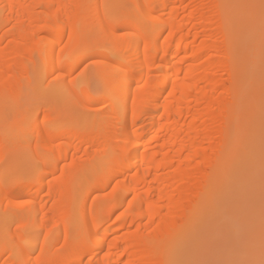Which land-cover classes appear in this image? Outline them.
I'll use <instances>...</instances> for the list:
<instances>
[{"label": "bare ground", "instance_id": "1", "mask_svg": "<svg viewBox=\"0 0 264 264\" xmlns=\"http://www.w3.org/2000/svg\"><path fill=\"white\" fill-rule=\"evenodd\" d=\"M261 3L0 0V264H260Z\"/></svg>", "mask_w": 264, "mask_h": 264}, {"label": "rangeland", "instance_id": "2", "mask_svg": "<svg viewBox=\"0 0 264 264\" xmlns=\"http://www.w3.org/2000/svg\"><path fill=\"white\" fill-rule=\"evenodd\" d=\"M99 86H100V85H99V83H97V82L94 84V87H96V88H99ZM6 163H8V164H12L10 160H7ZM245 237H247V236H245Z\"/></svg>", "mask_w": 264, "mask_h": 264}, {"label": "snow or ice", "instance_id": "3", "mask_svg": "<svg viewBox=\"0 0 264 264\" xmlns=\"http://www.w3.org/2000/svg\"><path fill=\"white\" fill-rule=\"evenodd\" d=\"M261 9H262V11H264V0H262ZM260 264H264V260H261Z\"/></svg>", "mask_w": 264, "mask_h": 264}]
</instances>
